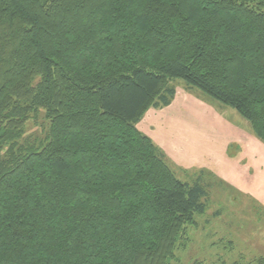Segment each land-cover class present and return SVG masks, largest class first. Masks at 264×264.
Returning <instances> with one entry per match:
<instances>
[{"label":"trees","instance_id":"obj_1","mask_svg":"<svg viewBox=\"0 0 264 264\" xmlns=\"http://www.w3.org/2000/svg\"><path fill=\"white\" fill-rule=\"evenodd\" d=\"M176 80L264 144V0H0V264L177 260L207 192L137 128Z\"/></svg>","mask_w":264,"mask_h":264},{"label":"rangeland","instance_id":"obj_2","mask_svg":"<svg viewBox=\"0 0 264 264\" xmlns=\"http://www.w3.org/2000/svg\"><path fill=\"white\" fill-rule=\"evenodd\" d=\"M163 108L150 107L137 128L161 151L174 175L207 192L206 212L186 229L171 264H246L264 257V144L234 109L174 83ZM27 135L43 136V120Z\"/></svg>","mask_w":264,"mask_h":264}]
</instances>
